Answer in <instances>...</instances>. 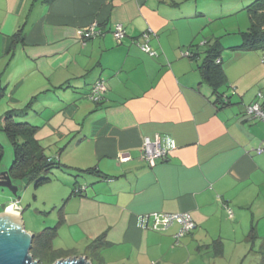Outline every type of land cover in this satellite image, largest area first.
I'll return each mask as SVG.
<instances>
[{
	"label": "crops",
	"instance_id": "1",
	"mask_svg": "<svg viewBox=\"0 0 264 264\" xmlns=\"http://www.w3.org/2000/svg\"><path fill=\"white\" fill-rule=\"evenodd\" d=\"M251 2L0 0L2 107L25 110L14 121L36 128L34 138L47 158L58 160L57 170L84 176L78 183L68 174L56 189L50 244L65 251L56 261L251 264L256 258L264 239V123L244 109L264 104L257 99L264 95L263 51L238 48L241 38L225 44L210 29ZM117 25L125 32L120 41L112 37ZM88 26L102 35L82 44L79 32ZM148 31L153 56L141 48ZM217 39L223 83L216 92L226 105H218L199 70ZM96 81L106 86L99 104L86 97ZM145 138L169 140L173 150L150 167L142 158ZM76 188L82 191L74 195ZM179 213L195 228L178 242L177 225L151 230V215Z\"/></svg>",
	"mask_w": 264,
	"mask_h": 264
},
{
	"label": "trees",
	"instance_id": "2",
	"mask_svg": "<svg viewBox=\"0 0 264 264\" xmlns=\"http://www.w3.org/2000/svg\"><path fill=\"white\" fill-rule=\"evenodd\" d=\"M246 15L249 20V27L245 32L240 34L241 36V49H263L264 48V0H253L246 8ZM21 33V32H20ZM16 34L15 38L21 39V34ZM92 40V39H91ZM188 53V52H187ZM190 56V53H189ZM193 55L191 54V57ZM221 45L219 40H215L213 44L207 49L205 58L203 59L202 65L199 70L202 74L203 79L211 83V87L216 93V101L218 105L223 104L222 97L217 94L216 89L222 85L223 78L220 70V62L216 63L217 60L221 61ZM97 82V81H96ZM95 82V83H96ZM94 83V84H95ZM93 84V85H94ZM92 85V87H93ZM87 94V99L94 103L99 104L103 100L102 98L98 102L90 100V94ZM106 87V86H105ZM4 90L0 87V98L3 97ZM31 102V101H30ZM28 103L27 107L31 105ZM26 107V109H28ZM22 112L8 111L0 118V132L5 135L13 149V159L9 169L6 171V175L10 178L13 185L17 186L18 192L25 185L31 184L33 188H38L50 180L47 175L54 169H58V160L53 158H47L43 153V148L34 138L36 128L26 124L15 122L14 118L22 116L25 110ZM3 147L0 144V164L3 159ZM80 189L79 193L80 194ZM74 189L72 194L77 195ZM18 194V193H17ZM1 212V211H0ZM53 230H45L42 234L35 235L32 241V247L30 254L32 258L38 261L39 264L43 263L42 256L47 254V251L51 249V238ZM252 236L253 233H252ZM101 242V241H98ZM94 247V245H93ZM56 255L50 257L46 264H53L56 261Z\"/></svg>",
	"mask_w": 264,
	"mask_h": 264
},
{
	"label": "rangeland",
	"instance_id": "3",
	"mask_svg": "<svg viewBox=\"0 0 264 264\" xmlns=\"http://www.w3.org/2000/svg\"><path fill=\"white\" fill-rule=\"evenodd\" d=\"M219 5H222V8L225 6L223 2L219 3ZM217 7L219 6L217 5ZM247 23L248 19L246 13L240 11L233 16L213 22L210 29L214 33L217 32V35L223 36L222 41L227 44L232 38H241L238 29L240 28V31L242 32L246 31L248 27ZM3 98L0 99V118L7 112V110H4L2 107V105L5 104L3 103ZM30 116H33V114ZM20 121V118L15 119V122ZM0 144L2 145L4 151L3 159L0 164V173H2L7 171L11 165L13 159V149L8 139L1 132ZM52 152L53 148H45V154L51 155ZM68 174L70 175V180H72V182L77 181L80 183L81 179L84 177H76L69 172H62L54 169L47 175V178L50 181L38 189H34L33 185L28 184L22 187L17 196L14 197L8 190L0 188V214L3 213L11 205V203L15 202L17 203L15 207L18 208L19 213H21L20 217L25 231L29 233L30 230H32L34 233H30L34 235L42 234L45 230H48V228L53 227V219L55 216L57 217V210H54V214L51 210L56 207L53 206L56 201V189L58 186L62 187L63 184H66L65 182H67L66 178H68ZM54 245L55 249L52 248L48 250L47 254L42 256L43 263L41 264H46L47 260H49L50 257H54L57 253H65V251L58 248L59 246L56 245V243ZM61 248L64 249V245ZM255 252L259 253L256 255V258L250 257L247 261H250L251 264H264V239H258L255 246ZM93 264H97V262L94 261Z\"/></svg>",
	"mask_w": 264,
	"mask_h": 264
},
{
	"label": "built area",
	"instance_id": "4",
	"mask_svg": "<svg viewBox=\"0 0 264 264\" xmlns=\"http://www.w3.org/2000/svg\"><path fill=\"white\" fill-rule=\"evenodd\" d=\"M149 34H152L151 31H148V34L144 35V44L141 45V48L149 55L153 56L155 52L151 51L150 47L148 46V37ZM102 35V32L96 29L95 26H88L82 29L79 32V38L82 44H85L87 41L97 38ZM125 36V32L122 26L117 25L112 32V37L116 41H120ZM263 56L261 58V64L264 65V48L262 49ZM184 56H189V53L185 52ZM220 60H217L216 63L219 64ZM106 93V87L103 81H97L91 90L90 100L94 102H98L102 96ZM258 100H264V95L258 94ZM245 115L249 118L256 120L258 122L264 123V104L259 102L252 103L250 105L245 106L244 109ZM173 146L169 140L165 142V144H161L160 139L155 138L151 140L149 138H145L142 144V158L144 161L148 163L150 167H153L157 161L165 160L168 155L172 152ZM82 188L80 189V192ZM77 194L79 190L75 191ZM17 203L13 202L11 205L6 209L10 210L11 213L18 214L19 210L16 208ZM153 220L151 230L155 232H161L172 225L178 226V231L174 236L176 242H178L181 238H183L186 234H189L195 228V223L191 219V217L187 213H179V214H153L150 216ZM143 220H141L142 222Z\"/></svg>",
	"mask_w": 264,
	"mask_h": 264
},
{
	"label": "water",
	"instance_id": "5",
	"mask_svg": "<svg viewBox=\"0 0 264 264\" xmlns=\"http://www.w3.org/2000/svg\"><path fill=\"white\" fill-rule=\"evenodd\" d=\"M7 172L0 173V188L17 196L18 188L13 185ZM35 235L25 231L19 214L5 210L0 214V264H39L30 254ZM53 264H92L86 257L57 260Z\"/></svg>",
	"mask_w": 264,
	"mask_h": 264
},
{
	"label": "bare ground",
	"instance_id": "6",
	"mask_svg": "<svg viewBox=\"0 0 264 264\" xmlns=\"http://www.w3.org/2000/svg\"><path fill=\"white\" fill-rule=\"evenodd\" d=\"M8 212H12L11 209L10 210H7Z\"/></svg>",
	"mask_w": 264,
	"mask_h": 264
},
{
	"label": "clouds",
	"instance_id": "7",
	"mask_svg": "<svg viewBox=\"0 0 264 264\" xmlns=\"http://www.w3.org/2000/svg\"><path fill=\"white\" fill-rule=\"evenodd\" d=\"M15 214V213H14Z\"/></svg>",
	"mask_w": 264,
	"mask_h": 264
}]
</instances>
